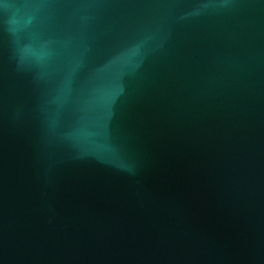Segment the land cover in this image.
<instances>
[{"label":"water","instance_id":"water-1","mask_svg":"<svg viewBox=\"0 0 264 264\" xmlns=\"http://www.w3.org/2000/svg\"><path fill=\"white\" fill-rule=\"evenodd\" d=\"M0 264H264V0H0Z\"/></svg>","mask_w":264,"mask_h":264}]
</instances>
